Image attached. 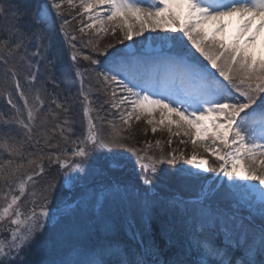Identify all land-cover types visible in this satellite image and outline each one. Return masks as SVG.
<instances>
[{
  "label": "snow or ice",
  "instance_id": "1",
  "mask_svg": "<svg viewBox=\"0 0 264 264\" xmlns=\"http://www.w3.org/2000/svg\"><path fill=\"white\" fill-rule=\"evenodd\" d=\"M62 4L0 0V76L13 89H0L7 94L0 108V264H264V44L256 46L264 0H80L90 21L80 33L99 24L97 39L87 42L96 55H83L93 67L76 65L79 88L63 100L46 43ZM233 18L238 27L229 35ZM69 23L62 18L59 32L75 65L82 53L78 37L65 31ZM117 29L121 44L158 30L182 35L146 38L135 51L99 47L100 33ZM77 101L79 128L71 117ZM141 120L153 135L166 131L169 148L172 137L190 142L191 155L166 152L159 140L126 143ZM105 152L106 167L99 162ZM123 170L132 180L110 178ZM173 173L191 194H162L161 180ZM58 182L66 194H57ZM154 223L171 250L167 258ZM48 229L58 230L61 254L30 261L38 243L51 247L41 242ZM69 237L74 242L65 245Z\"/></svg>",
  "mask_w": 264,
  "mask_h": 264
},
{
  "label": "rangeland",
  "instance_id": "2",
  "mask_svg": "<svg viewBox=\"0 0 264 264\" xmlns=\"http://www.w3.org/2000/svg\"><path fill=\"white\" fill-rule=\"evenodd\" d=\"M74 3L76 5L75 8L77 9V12L74 11L73 9H70L69 11H67V14L70 11L73 12L75 24H77L78 28L80 29L82 26L87 25L90 21L87 18V14L83 13V9H81L79 7L80 0H74ZM64 5H67V3L66 2H63L62 8H64ZM53 14H54V11H53ZM95 15H96V13L94 11L93 12V16H95ZM81 19H83V24H81V22H80ZM92 22H94V21H92ZM111 26H112V22H107L106 24H104V27L105 28H111ZM48 27H49V29L51 31L55 30L53 32V34L60 33L59 32L60 26L56 23V21H55V24L54 25L52 23H49ZM98 31H99V24H97V26H96L95 29L85 28V34H82L83 43L84 44L86 43L87 46H88L89 44L87 42H88V40L90 38L95 41L97 39L96 33ZM173 34L174 33L160 32L159 30L156 33L146 32L144 37L134 38L132 41H125L123 44L126 45V47L129 49V51H135V49L137 47H139L141 44L147 45L148 39H150L153 36H172ZM84 35H86V37L89 38L86 42L84 41ZM146 38H148V39H146ZM119 39H120V32H119L118 29H117L115 35H113L110 31L109 32H105V33H100V36H99V47H105L106 45H109V44L114 45V47H115V45H123V44H121V43L118 42ZM47 43L49 44L48 51L51 52V53H53L52 61L55 64V67H58V64H60V65L63 64V65H67V68H68L66 74H64L62 76H58L59 73H57L55 71V69L53 70V73L52 74L55 76L56 83H58L57 80H64L69 85V90L70 91H74V95H75L76 92H77V89L79 88V79L76 76V65L83 66L84 65V62L82 60L83 59V55L84 54L94 55L95 52H93V53L86 52V49H83L85 47H81L80 43H78L77 44V47H78V50L82 53V55H78L76 64L74 65L71 62V60L68 59V57L70 58L69 50L66 48L67 46H66V44L63 43V41L61 43H59V42L56 41V44H57V47H58L56 51H53V49H52V39H50L49 41H47ZM261 44H263V43H260L259 41L256 42L257 49L260 48V45ZM145 50H147V48ZM56 54H58V57L64 58V61L63 62L62 61L58 62L56 60V58H55V55ZM21 84L22 85H25V83L23 81H22ZM5 87L11 88V82L9 81V84L8 85H5L4 83H1L0 82V89H3ZM53 87H55V85H53L52 87H49V88L52 90ZM55 90H56V87H55ZM14 100L16 102H19V103L22 104V101H19V99L15 96V94H14ZM0 102H1L0 108H4L7 105V94L6 93L3 94V95H0ZM75 105H77L78 107H80V109L77 110L76 107H75L74 116H73V120L75 121L74 126L77 125L76 124L77 121L79 122L82 119V114L79 113V111L81 110V105H80L79 102L77 104H75ZM157 118H159V117H157ZM145 131H146L147 134H145ZM137 133H140V136ZM164 134H165L166 137H164V138L160 137V136H163ZM132 136H133V139L131 141H129V142H126V143H131V144H133L135 146H137V144H142L144 146L145 142L155 143V141H157V140L160 141L161 140V141H163L162 142V146L164 147V150L168 146L167 143H166L167 140L169 139L168 133L166 131H162V130H160V128H158L156 134L153 135V133L151 132V126L146 125V123L143 120H141L138 123H136V122L133 123V126H132ZM179 139H180V137H172L173 143L171 145V149L172 150L173 149H177V150H180V151H184L186 155H191L192 150H193L191 143L189 142V143H186V144H180L179 143ZM184 139L185 140H188L187 137H184ZM164 143H165V145H164ZM118 151L119 152H124L127 155H130L129 153L125 152L122 149H118ZM155 154H158L159 155V152L156 151ZM209 159H210V163L215 162L214 158H209ZM100 164L103 165V166L106 165L105 164V161L102 162V163H100ZM177 167H185L186 168V167H189V166L183 165V163H181L180 165H177ZM193 171H196V170L193 169ZM210 174L211 173H202V175H205V176H207L209 178H210ZM117 176H121V173L119 171L116 172V177ZM122 177H123V181L127 182L125 180V177L126 176H122ZM167 177H169V178L172 179V182L175 184V186H178V183H180V181L178 180V178H180V177H178L174 173L171 176H167ZM110 178H113V175ZM163 179L166 180V177H164ZM210 179H212V178H210ZM164 184L165 185L166 184L169 185L170 183L169 182H166ZM61 189L62 188L58 184L57 194L60 193ZM160 190H163L164 191V187H161ZM57 231L58 230H54L53 229L51 231V233H56L57 234ZM69 239H70V242H69V240H67L66 242H64L65 245L71 244V243L74 242V238L69 237Z\"/></svg>",
  "mask_w": 264,
  "mask_h": 264
},
{
  "label": "trees",
  "instance_id": "3",
  "mask_svg": "<svg viewBox=\"0 0 264 264\" xmlns=\"http://www.w3.org/2000/svg\"><path fill=\"white\" fill-rule=\"evenodd\" d=\"M60 1L62 0H56V2L60 3ZM18 2L20 3H31L33 5H36V4H45L47 2V0H18ZM71 8L68 6V5H64V8H62V11H63V17H60L61 19L62 18H67L70 23L65 27V29H67V32L69 33H72V34H75L77 37H78V40L80 43L82 40V34L80 33L79 31V28L77 26V24H75V20H74V16H73V12H69L67 14V11H69ZM77 12V11H76ZM75 14V13H74ZM76 15V14H75ZM60 19V20H61ZM60 20H58L57 18V24L60 26ZM55 30L51 31L50 32V39H52V49L53 51H56L57 50V44H56V41L61 43L63 40V35L61 33H56V34H53ZM89 38L86 37V35H84V41L86 42ZM83 46L82 47H85L83 49H86V52L88 53H93V49H92V46L91 45H88L85 43H82ZM67 46V45H66ZM68 49V47H66ZM109 52H111V50L109 49ZM96 55V54H95ZM56 57V60L58 62L60 61H64L62 58L58 57V54L55 55ZM103 58V55L99 56V58ZM68 59H70L68 57ZM71 60V59H70ZM83 60V59H82ZM72 62V61H71ZM84 62V65L83 67H91V65L89 64L88 61H85L83 60ZM41 63H44V62H41ZM73 63V62H72ZM58 64V63H57ZM93 67V66H92ZM55 71L57 73H59L58 76H62L64 74H66L67 72V65H60L58 64V67H55L54 68ZM40 72L41 74H43L44 72V69L41 68L40 69ZM2 76H0V82L3 83V80L1 79ZM22 81L25 83L23 77H21V83ZM57 84H59V87H56V90L55 92L60 94V98L61 100H63L64 96L66 94H71L72 96H75L74 95V91H70L69 90V85L64 81V80H57ZM9 90H12L11 88H9ZM53 90V89H52ZM52 90L50 88H48V91L49 92H52ZM15 94V93H14ZM94 94L97 95V93L94 91ZM94 95V96H95ZM100 95V99L103 100L104 99V96H103V93H99ZM15 96L18 98V94H15ZM79 101H77L75 104H77ZM1 104V102H0ZM73 105L74 107H76L78 110L80 109V107H78L77 105ZM72 106V112L71 114H73V110H74V107ZM108 106L105 105V108H107ZM80 113L82 114V111L80 110ZM74 116V115H73ZM131 144V143H130ZM45 164H47V162L45 161ZM166 179H168V182L172 185V186H175V184L172 182V179L169 178V177H166ZM125 180L126 181H130L132 180V176L131 175H127L125 177ZM176 189H179L181 190V187H180V184L178 183V186H175ZM53 229H48L45 231L44 235L41 237V242L45 243V244H48L49 242H51V247H44V248H41L40 247V243L37 244L36 247L33 248V251L32 253L29 255V260L30 261H33V262H39V261H43V260H47V259H51V258H56L58 257L60 254H61V248L60 246L57 244V234L56 233H51ZM154 230L156 231L157 233V236H156V239H157V242L161 248L162 251H164L165 255L164 257L162 258H167V256H169L171 254V250H169L167 248V242L165 239H163L160 235H159V224L158 223H154ZM67 240H69L70 242V239L67 238L64 242H66Z\"/></svg>",
  "mask_w": 264,
  "mask_h": 264
},
{
  "label": "bare ground",
  "instance_id": "4",
  "mask_svg": "<svg viewBox=\"0 0 264 264\" xmlns=\"http://www.w3.org/2000/svg\"><path fill=\"white\" fill-rule=\"evenodd\" d=\"M103 10L101 11V15H103ZM107 22H105L106 24ZM228 23V34L231 35L238 27V21L233 18L230 22ZM255 27V25H254ZM261 42L264 43V32L261 33L260 37L258 38ZM162 138H164V136H161Z\"/></svg>",
  "mask_w": 264,
  "mask_h": 264
}]
</instances>
